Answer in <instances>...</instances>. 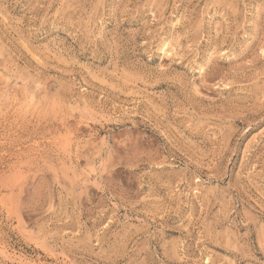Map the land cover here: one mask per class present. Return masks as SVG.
Returning a JSON list of instances; mask_svg holds the SVG:
<instances>
[{
	"label": "rangeland",
	"instance_id": "374dc122",
	"mask_svg": "<svg viewBox=\"0 0 264 264\" xmlns=\"http://www.w3.org/2000/svg\"><path fill=\"white\" fill-rule=\"evenodd\" d=\"M0 264H264V0H0Z\"/></svg>",
	"mask_w": 264,
	"mask_h": 264
}]
</instances>
